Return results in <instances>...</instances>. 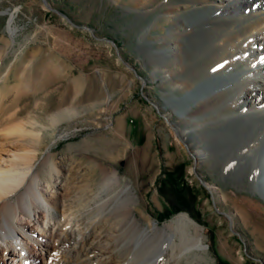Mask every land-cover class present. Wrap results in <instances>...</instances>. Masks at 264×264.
I'll return each instance as SVG.
<instances>
[{"label": "rangeland", "instance_id": "1", "mask_svg": "<svg viewBox=\"0 0 264 264\" xmlns=\"http://www.w3.org/2000/svg\"><path fill=\"white\" fill-rule=\"evenodd\" d=\"M47 2L92 33L41 0H0V161L3 167H44L42 180L49 166L59 171L52 173L60 193L52 216L61 219L62 205L70 216L53 228L54 244L61 246L76 227L95 233L77 254L64 248L63 264H99L94 257L103 246L113 257L109 264H149L167 241L150 235L152 224L162 226L182 212L200 227L207 246L175 264H264V246L231 202L245 197L264 210V190L244 181L239 167H228L222 156L211 153L196 163L192 158L196 102L224 87L213 76L192 89V20L203 12L199 0ZM178 42L184 54L174 53ZM259 44L264 35L251 37L246 54L237 53L223 74L256 63L249 51ZM246 79H254L249 90L209 109L222 112L207 120L241 114L250 93L264 96V70L238 76ZM161 114L176 124L187 148ZM212 124L201 131L213 136L226 126ZM238 157L231 154L230 160ZM230 228L260 260L245 255Z\"/></svg>", "mask_w": 264, "mask_h": 264}, {"label": "bare ground", "instance_id": "2", "mask_svg": "<svg viewBox=\"0 0 264 264\" xmlns=\"http://www.w3.org/2000/svg\"><path fill=\"white\" fill-rule=\"evenodd\" d=\"M195 3L203 5V12L198 19L192 20V89L213 76L219 77L224 87L213 91L215 96L210 95L195 101L200 107L194 110L197 115L192 117V139L195 144L192 158L196 163L211 153L218 157L222 156L221 161H227L228 167L232 169L239 167L236 169L244 181L245 179L250 181L253 188L258 186L264 190V96L260 92L250 93L244 105L240 106V109L245 108L241 114L211 119L212 122L207 120L213 114L222 112L218 109L211 113L209 109L220 107L222 103L250 87L254 79L238 81L240 74L264 70V45L259 44L260 49L249 51L251 56L258 58L256 63L245 65L241 71L223 74L237 53L246 54L245 44L251 37L255 36L261 40V36L264 35V0H199ZM174 49H176L174 53H183L180 42ZM152 52L155 55L160 54L157 50ZM189 95L190 92L187 93L188 98ZM179 115L184 120L187 118L184 113ZM210 123L223 126L229 123L230 128L226 131V126L219 128L211 136L212 133L201 131L204 125ZM189 131L190 129L186 128L182 132L186 134ZM179 132L181 133L180 130ZM202 143H205L204 147L203 145L200 147ZM213 144L214 149L211 148ZM231 154H239V157L230 160ZM1 161L0 264H46L50 258L53 264H63L60 253L64 248L70 253L77 254L86 236L95 239V233L87 231L84 234L76 227L71 229V235L57 247L58 245L54 244L53 228L70 216L64 205L61 208V219L57 221L52 216V212L59 209L56 198L60 194L57 193V189H53L58 188L59 182L53 181L52 173L59 171L49 166L46 179L42 180L44 167L36 168L33 164H28L25 168H19L17 164L3 167ZM128 189L127 186L124 190ZM130 197L127 203L131 201ZM231 202L255 236L257 243L264 246V210L245 197L239 198L238 201L232 199ZM248 210L254 211L253 216H250ZM150 229L152 231H149L150 235L165 236L167 241L165 248L149 264H175L179 257L186 258L190 253L196 256L204 252L207 246L201 240L200 227L183 212L162 226L153 223ZM124 252L126 253V250ZM224 252L232 258L229 251ZM110 255L108 249L103 246L95 254L96 262L93 261L109 264V259L113 258H110ZM234 263L238 264V261L234 260ZM185 264H191V261L185 260Z\"/></svg>", "mask_w": 264, "mask_h": 264}, {"label": "water", "instance_id": "3", "mask_svg": "<svg viewBox=\"0 0 264 264\" xmlns=\"http://www.w3.org/2000/svg\"><path fill=\"white\" fill-rule=\"evenodd\" d=\"M41 1H42V3H43L48 9H50V10H52V11H54V12L60 14V15L63 16V17L69 22V23H71L72 25H75V26L80 27V28H85V29H87L89 32L92 33V30H91V28H90L88 25H86V24H82V23H75V22L71 21V20L67 17V15H66L65 13H63L62 11H60V10L57 9V8L51 7V6L48 4L47 0H41ZM95 37H96V36H95ZM97 38L105 39V40L111 41V42L113 43V41H112L110 38H105V37H97ZM135 74H136L138 77H140L137 73H135ZM140 79H141V81H143V78H142V77H140ZM189 98L191 99V95H189ZM151 103L154 105V107L156 108V111L158 112L157 107H156V104L153 103V102H151ZM161 115H162V117H164V119L167 121V123L170 124V126L172 127V129L174 130V132L177 134V136L179 137V139L182 140V142L184 143L185 147L187 148V143L185 142V138H184V136L181 135V133L179 132V129H178V127L176 126V124L173 123L171 120H169L164 114H161ZM189 153H190V155H191V152H189ZM200 182H201L203 185H205L204 182H203L201 179H200ZM223 213H225L226 215H228L226 212H223ZM229 227H230V221H229ZM230 229H231V228H230ZM231 231H232L234 234H236V236H237V237L239 238V240L241 241L242 246H243V252L245 253V255L248 256V257H250V258L256 259L257 257H254V256L248 254V253L245 251L244 242H243L242 238L240 237V235L238 234V232L235 231V230H233V229H231ZM257 259H259V258H257ZM259 260H260V259H259ZM260 263L262 264V261H261V260H260Z\"/></svg>", "mask_w": 264, "mask_h": 264}, {"label": "trees", "instance_id": "4", "mask_svg": "<svg viewBox=\"0 0 264 264\" xmlns=\"http://www.w3.org/2000/svg\"><path fill=\"white\" fill-rule=\"evenodd\" d=\"M187 211L189 212V214L193 215L192 210L190 211L189 209H187ZM193 216H194V215H193ZM195 216H196V215H195ZM217 259H218V261H221L220 258H217Z\"/></svg>", "mask_w": 264, "mask_h": 264}]
</instances>
